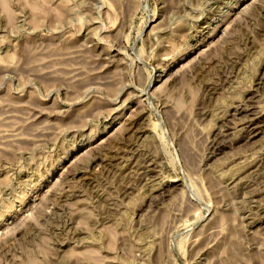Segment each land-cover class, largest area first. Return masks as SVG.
Masks as SVG:
<instances>
[{
    "label": "rangeland",
    "instance_id": "374dc122",
    "mask_svg": "<svg viewBox=\"0 0 264 264\" xmlns=\"http://www.w3.org/2000/svg\"><path fill=\"white\" fill-rule=\"evenodd\" d=\"M248 112L264 0H0V264H264Z\"/></svg>",
    "mask_w": 264,
    "mask_h": 264
},
{
    "label": "bare ground",
    "instance_id": "6f19581e",
    "mask_svg": "<svg viewBox=\"0 0 264 264\" xmlns=\"http://www.w3.org/2000/svg\"><path fill=\"white\" fill-rule=\"evenodd\" d=\"M246 106V105H245ZM247 113V112H246ZM248 114H250L247 120V124H249L248 130H249V138H253L256 135H258V133L260 132L261 128L264 126V119L260 120L263 117H257L251 113L248 112ZM247 114V115H248ZM258 115V114H257ZM222 143V142H221ZM215 150V149H214ZM218 150V149H217Z\"/></svg>",
    "mask_w": 264,
    "mask_h": 264
}]
</instances>
